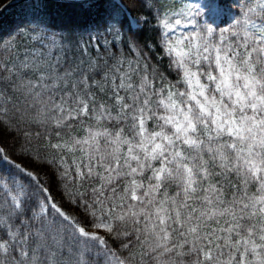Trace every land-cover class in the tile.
<instances>
[{"label":"snow or ice","instance_id":"snow-or-ice-1","mask_svg":"<svg viewBox=\"0 0 264 264\" xmlns=\"http://www.w3.org/2000/svg\"><path fill=\"white\" fill-rule=\"evenodd\" d=\"M8 7L0 264H264V0Z\"/></svg>","mask_w":264,"mask_h":264},{"label":"trees","instance_id":"trees-1","mask_svg":"<svg viewBox=\"0 0 264 264\" xmlns=\"http://www.w3.org/2000/svg\"><path fill=\"white\" fill-rule=\"evenodd\" d=\"M10 0H0V8ZM21 15L19 8H8L2 14H0V24H9L14 20H18Z\"/></svg>","mask_w":264,"mask_h":264},{"label":"water","instance_id":"water-1","mask_svg":"<svg viewBox=\"0 0 264 264\" xmlns=\"http://www.w3.org/2000/svg\"><path fill=\"white\" fill-rule=\"evenodd\" d=\"M12 3V0H10L8 3H6L1 9L0 13L3 12L10 4Z\"/></svg>","mask_w":264,"mask_h":264}]
</instances>
